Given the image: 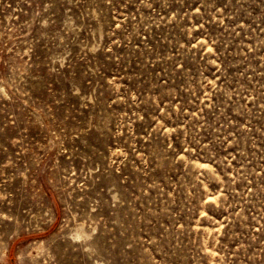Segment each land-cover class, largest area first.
<instances>
[{
  "label": "rangeland",
  "instance_id": "374dc122",
  "mask_svg": "<svg viewBox=\"0 0 264 264\" xmlns=\"http://www.w3.org/2000/svg\"><path fill=\"white\" fill-rule=\"evenodd\" d=\"M0 264H264V0H0Z\"/></svg>",
  "mask_w": 264,
  "mask_h": 264
}]
</instances>
